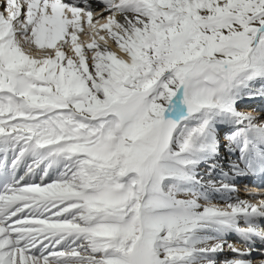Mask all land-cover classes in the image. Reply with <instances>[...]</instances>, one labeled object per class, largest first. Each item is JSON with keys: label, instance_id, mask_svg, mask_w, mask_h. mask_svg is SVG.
Wrapping results in <instances>:
<instances>
[{"label": "snow or ice", "instance_id": "1", "mask_svg": "<svg viewBox=\"0 0 264 264\" xmlns=\"http://www.w3.org/2000/svg\"><path fill=\"white\" fill-rule=\"evenodd\" d=\"M257 99L264 0H0V264H264Z\"/></svg>", "mask_w": 264, "mask_h": 264}, {"label": "bare ground", "instance_id": "2", "mask_svg": "<svg viewBox=\"0 0 264 264\" xmlns=\"http://www.w3.org/2000/svg\"><path fill=\"white\" fill-rule=\"evenodd\" d=\"M113 47H115V46H113ZM225 143H226V141H225ZM237 157H238V153L229 155L227 152L222 150L220 163L222 165H224L223 171H227L228 170V166H229V162L236 161ZM217 175L219 176V173H217Z\"/></svg>", "mask_w": 264, "mask_h": 264}]
</instances>
